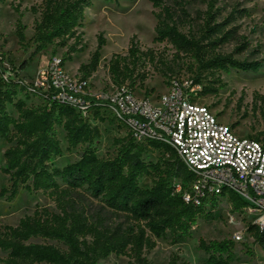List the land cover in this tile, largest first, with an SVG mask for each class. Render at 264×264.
I'll return each mask as SVG.
<instances>
[{
	"label": "trees",
	"instance_id": "trees-1",
	"mask_svg": "<svg viewBox=\"0 0 264 264\" xmlns=\"http://www.w3.org/2000/svg\"><path fill=\"white\" fill-rule=\"evenodd\" d=\"M6 1L0 0V4ZM93 1L43 0L40 6L31 7V13L40 15L33 28L32 42L36 46L33 56L56 41L63 46L67 41H74L64 62L72 61L73 54L82 52L83 46L79 47L82 35L78 30L83 27L85 11L92 7ZM151 2L154 9H159L154 13L155 42L171 45L177 59L194 62L198 71V76L192 79L195 85L200 83L204 73L256 74L264 66V61L239 60L235 54L221 51L238 38L236 28L232 27L233 14L219 22L211 7L204 14L198 34L190 35L181 30L185 9L179 14L170 7H163L161 0ZM14 10L20 12L18 7ZM25 29L19 19L16 36L20 43L25 41ZM97 41L90 63L79 69L83 80H88L99 67L105 40L99 36ZM247 49L246 43L237 48L236 53ZM149 52L141 51L133 39L127 56L114 55L109 62L113 83L122 86L130 82L127 86L136 92L134 72L143 57L152 55ZM154 60L152 55L151 61ZM1 62L0 57V141H7L10 147L4 152L5 163L0 171L10 177L9 201L23 187L29 193H48L58 211L37 208L16 227L0 228V254L4 255L0 257L1 264H99L112 255L129 257L135 264H150L144 254L156 248L157 239L183 243L193 236L199 219H215L206 206L215 207L218 199L196 206L187 204L182 193L177 192L176 184L185 187L193 180V175L174 149L158 141L136 142L124 126L117 123L127 131V141H114L119 145L114 158H99L94 145L101 140V132L95 124L115 122L113 119L95 108L90 121L72 107L49 98L42 99L38 107H27L25 100H16L19 93L29 98L25 83L17 76L6 80ZM25 67L24 62L21 69ZM169 73H173L171 67L162 74L166 77ZM146 80L147 76L141 77V81ZM214 84L218 87H205L201 95H217L225 87L219 79ZM257 100L264 109V95L257 96ZM9 106L15 108L17 117L8 110ZM58 128L66 134L68 150L84 147L79 159L63 168L50 164L64 154ZM155 152L161 154L158 162L144 160V156ZM145 178L151 179L150 188L140 185ZM6 192L2 190L1 195ZM229 198L234 210L242 211L247 206L233 193ZM248 231L264 250V230L250 224ZM232 246L231 241L207 244L201 240L199 247L207 255L203 264H231L234 261ZM169 264L179 263L172 258Z\"/></svg>",
	"mask_w": 264,
	"mask_h": 264
},
{
	"label": "rangeland",
	"instance_id": "rangeland-1",
	"mask_svg": "<svg viewBox=\"0 0 264 264\" xmlns=\"http://www.w3.org/2000/svg\"><path fill=\"white\" fill-rule=\"evenodd\" d=\"M43 0H7L0 4V57L1 69L7 77L30 83L37 72L44 68L52 57L66 59L69 48L74 41L70 40L63 46L56 41L47 50L33 56L35 44L32 42L34 23L39 19V14L31 13L33 6H40ZM163 7H170L179 14L185 9L186 16L182 18L181 30L185 34H198L199 25L203 23L204 14L212 7L218 15L219 22L234 15L232 27L236 28L238 38L235 42L224 46L221 51L225 54L233 53L239 60L264 61V0H161ZM19 8V13L15 8ZM159 9H154L151 0H133L119 2H103L94 0L92 7L86 9L83 27L78 30L82 35L84 50L72 55V61H65L67 71L79 78L82 65H87L95 53L98 41L102 36L105 46L101 50L100 64L95 73L89 78L94 92L108 91L113 83L109 72V62L114 55L127 56L131 41L143 52H152L155 56L151 61V54L143 57L136 66L133 82L138 96H147L157 100L166 93L169 81L176 79H195L198 76L196 65L187 58L177 59L176 50L167 43H156L155 27L157 24L154 16ZM26 27L25 41L20 43L16 36L17 22ZM248 49L243 53H236V49L244 44ZM150 53V52H149ZM26 67L21 69L22 63ZM167 67L173 69L164 77ZM192 67V69H191ZM16 71V73H15ZM147 76L146 81H141L142 76ZM221 80L225 85L217 95H201L205 87H218L215 81ZM130 85V82L126 83ZM196 100L199 104L208 107L219 120L231 126L241 137H255L264 141V112L257 96L264 95V66L254 73L232 71L226 73H204L198 84ZM16 100H25L27 107H38L43 101L40 97L26 98L24 93H19ZM8 110L18 116L15 108ZM101 132V140L94 146L99 158L111 159L118 153L119 145L116 139L127 141V131L117 123L106 121L96 123ZM58 138L61 141L64 154L52 160L50 164L63 168L75 163L84 147L68 150L65 132L58 128ZM10 147L7 141H0V168L4 165V152ZM161 154L155 152L144 156L146 162L156 163ZM152 181L145 178L140 181L143 188H150ZM10 177L0 171V228L5 226L16 227L20 220L30 216L37 208L58 212L55 203L48 193H29L20 187L15 198L9 201ZM6 189L4 196L1 191ZM207 212L214 215V220L201 218L194 227L193 236L180 244H172L169 240H156V248L146 252L144 257L150 264H169L176 258L179 264H203L207 255L200 249L201 240L207 244L212 242L231 241L234 261L231 264H264V250L255 241L254 236L248 231V226L253 224L256 215L248 210H234L228 198L218 200L215 207L206 206ZM240 235V240L235 239ZM1 258L4 255L0 254ZM1 264V263H0ZM99 264H135L129 257L110 256Z\"/></svg>",
	"mask_w": 264,
	"mask_h": 264
},
{
	"label": "built area",
	"instance_id": "built-area-1",
	"mask_svg": "<svg viewBox=\"0 0 264 264\" xmlns=\"http://www.w3.org/2000/svg\"><path fill=\"white\" fill-rule=\"evenodd\" d=\"M8 80L10 77L4 75ZM29 96L49 98L92 121L100 108L121 124L136 142L158 141L174 149L193 180L176 184L183 200L201 206L211 199L240 197L244 210L256 215L254 225L264 230V141L241 137L196 100L199 85L173 78L166 93L153 101L138 96L127 85L94 92L90 80L71 75L60 57H52L33 81L25 83ZM235 239L240 240V235Z\"/></svg>",
	"mask_w": 264,
	"mask_h": 264
}]
</instances>
